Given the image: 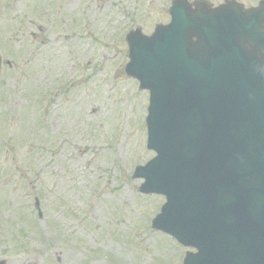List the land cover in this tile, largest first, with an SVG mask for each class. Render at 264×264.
Listing matches in <instances>:
<instances>
[{"label": "rangeland", "instance_id": "obj_1", "mask_svg": "<svg viewBox=\"0 0 264 264\" xmlns=\"http://www.w3.org/2000/svg\"><path fill=\"white\" fill-rule=\"evenodd\" d=\"M66 1L71 11L86 5L70 40L50 19L61 2L0 0V258L54 264L56 252L61 264H181L192 248L151 229L164 198L140 192L144 181L133 176L154 153L148 93L123 73L125 22L150 34L167 18L166 0ZM41 7L35 29L29 19Z\"/></svg>", "mask_w": 264, "mask_h": 264}, {"label": "water", "instance_id": "obj_2", "mask_svg": "<svg viewBox=\"0 0 264 264\" xmlns=\"http://www.w3.org/2000/svg\"><path fill=\"white\" fill-rule=\"evenodd\" d=\"M194 5L126 34L156 152L133 176L166 197L152 226L197 249L182 264H264V0Z\"/></svg>", "mask_w": 264, "mask_h": 264}, {"label": "flooded vegetation", "instance_id": "obj_3", "mask_svg": "<svg viewBox=\"0 0 264 264\" xmlns=\"http://www.w3.org/2000/svg\"><path fill=\"white\" fill-rule=\"evenodd\" d=\"M171 1L172 0H166L165 4L163 5V7L166 8V11H164V13H165L167 18H165V20H161V21H158L157 23H154V27L157 24H162V23L165 24L169 21V19H170L169 7L171 4ZM186 1L190 4L192 9L195 8L194 2L197 0H186ZM206 1L210 4L211 8H213V7H215L221 3L226 2L227 0H204V2H206ZM235 1L242 3L244 5V7H246V8H250V7L257 6L260 0H235ZM165 5H166V7H165ZM137 21L138 20H136L134 18H129V20L126 21L125 23L130 24L129 28L131 29L133 27L135 28V27L140 25ZM151 22L152 21L150 20L148 23H151ZM144 23H146V22L144 21ZM139 27H141V26H139ZM9 263H11V262L7 261L6 264H9ZM23 264H27V261L25 260V258L23 259Z\"/></svg>", "mask_w": 264, "mask_h": 264}]
</instances>
